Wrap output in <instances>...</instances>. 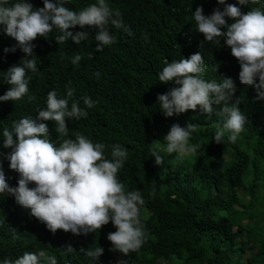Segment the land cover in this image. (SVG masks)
Segmentation results:
<instances>
[{
  "label": "trees",
  "instance_id": "obj_1",
  "mask_svg": "<svg viewBox=\"0 0 264 264\" xmlns=\"http://www.w3.org/2000/svg\"><path fill=\"white\" fill-rule=\"evenodd\" d=\"M35 7H43V0H30ZM93 0H71L67 6L80 9ZM118 10L129 31L112 28L115 43L97 52L93 59L88 54L96 48L91 28L77 26L73 32L88 30L90 37L77 45L69 40L58 44L52 35L38 37L33 43L37 56V73L31 74V100L25 96L19 101L0 102V131L11 128L12 122L23 116H35L45 106L49 91L66 94L67 86L76 89L75 98L90 96L95 105L88 109L87 118L68 121L69 135L79 132L93 141L105 144L104 154L110 157L112 144H122L129 158L118 173L126 190H138L145 198L141 220L146 240L140 250L126 256L111 251L109 232L116 229L112 223L102 226L99 233L74 235L58 229L55 234L30 210L19 206L14 197L0 195V259L5 244L13 247L9 257H18L25 251L45 249L55 255L58 264H91L82 248H104L96 264H264V223L260 215L264 208V100H257L253 86L239 81L240 65L230 47L213 45L194 29L192 10L203 6L208 15L218 0H108ZM237 3V0H228ZM239 6V5H237ZM250 8L245 6L246 13ZM231 22V20H229ZM147 35V39H145ZM17 42L0 34V95L10 87L2 81L3 73L25 54L4 53L5 47ZM203 46L201 47V45ZM200 52L209 71L208 79L231 77L236 85L235 102L248 121L241 138L235 143H216L213 131L221 117L213 113L201 115L199 109L166 117L157 106L158 94L173 88L159 82L157 73L168 60H179ZM81 61L73 65L74 55ZM218 68L217 72L215 69ZM99 72V78L95 73ZM81 107H84L80 100ZM217 111L222 105L215 106ZM53 140L58 139L55 121H45ZM197 124L192 143L198 152L178 160L176 154L165 156L157 165L150 149L163 143L173 124ZM207 127V129H206ZM0 142V160L5 174L16 186L18 173L9 168L4 154L10 152ZM32 186V185H30ZM154 193V195H150ZM255 219V221H254ZM253 221L254 224L247 222ZM21 233L13 241L9 227ZM71 245L75 250H64ZM13 258V259H14Z\"/></svg>",
  "mask_w": 264,
  "mask_h": 264
},
{
  "label": "clouds",
  "instance_id": "obj_2",
  "mask_svg": "<svg viewBox=\"0 0 264 264\" xmlns=\"http://www.w3.org/2000/svg\"><path fill=\"white\" fill-rule=\"evenodd\" d=\"M71 0H43V7H35L30 0H0V34L13 38L17 43L5 47L4 53L20 49L25 56L19 63L3 73L2 81L10 87L0 95V102L19 101L25 96L31 100L29 84L31 74L37 73L38 62L33 43L38 37H52L60 44L69 40L77 45L89 39L91 28L96 48L88 54L93 59L97 52L115 43L112 28L129 31L118 10L110 7L108 0H93L80 9L67 5ZM218 6L205 15L203 6L192 10L194 29L203 34L205 41L213 45L230 47L231 54L240 65L239 81L253 86L256 99L264 100V0H218ZM239 5V6H237ZM250 8L246 13L243 8ZM231 20V22H229ZM147 39V35L144 37ZM203 44L201 45V47ZM80 54L73 56L71 63L78 64ZM218 68L215 69L217 72ZM206 64L200 52L179 60L165 61L158 71V81L173 82L176 87L158 94L157 106L166 117L199 109L201 115L210 117L213 113L221 117L220 124L213 131L216 143H235L241 138L248 121L235 102L236 85L231 77L219 76L208 79ZM99 78L100 73H95ZM76 89L67 86L66 94L58 95L56 90L48 92L45 106L35 116H23L12 122L11 128L0 131V142L11 151L4 154L9 168L18 173L16 186H11L6 176L3 160H0V195L12 196L15 202L29 215L46 225L53 234L58 229L74 235L99 233L102 226L112 223L116 229L109 232L111 251L128 256L141 249L146 240L141 220V208L145 198L138 190H126L118 173L129 158L127 149L119 143L112 144L110 157L105 156V144L76 132L69 135L68 121H80L89 115L88 109L95 105L90 96L75 98ZM80 100L84 107H81ZM222 105L217 111L215 106ZM55 121L58 139L51 138L48 124ZM197 124L181 126L173 124L165 135L163 143L150 149V156L157 165L164 163L165 156L175 153L178 160L189 158L198 152L199 145L192 143ZM32 185V186H30ZM154 195V193H150ZM0 220V225H3ZM13 241L21 239L16 228L9 227ZM75 249L68 245L67 253ZM85 256L96 264L104 248H82ZM4 257L0 264H58L55 255L43 249L25 251L18 257ZM119 264H127L120 261Z\"/></svg>",
  "mask_w": 264,
  "mask_h": 264
},
{
  "label": "rangeland",
  "instance_id": "obj_3",
  "mask_svg": "<svg viewBox=\"0 0 264 264\" xmlns=\"http://www.w3.org/2000/svg\"><path fill=\"white\" fill-rule=\"evenodd\" d=\"M170 83L172 84L173 87H176V86H177V85H175L173 82H170ZM206 129H207V127H206ZM17 181H18V180H17ZM17 181L15 182L16 185H17ZM260 186H261V190H264V182H262V183L260 184ZM260 215L262 216V219L264 220V208L261 209V213H260ZM254 221H255V219H254ZM246 222H247V221H246ZM247 223L254 224L253 221H251V222L248 221ZM263 223H264V221H263ZM12 250H13V247L10 248L9 246H7V245L5 244V246L3 247V255H4L5 257H8V256L10 255V253H11Z\"/></svg>",
  "mask_w": 264,
  "mask_h": 264
}]
</instances>
